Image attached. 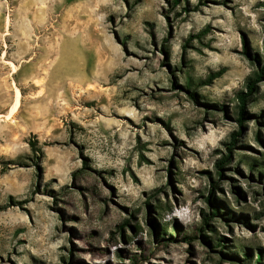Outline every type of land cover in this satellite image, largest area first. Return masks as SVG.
Masks as SVG:
<instances>
[{
	"label": "rangeland",
	"instance_id": "1",
	"mask_svg": "<svg viewBox=\"0 0 264 264\" xmlns=\"http://www.w3.org/2000/svg\"><path fill=\"white\" fill-rule=\"evenodd\" d=\"M263 64L264 0H0V264H264Z\"/></svg>",
	"mask_w": 264,
	"mask_h": 264
},
{
	"label": "trees",
	"instance_id": "2",
	"mask_svg": "<svg viewBox=\"0 0 264 264\" xmlns=\"http://www.w3.org/2000/svg\"><path fill=\"white\" fill-rule=\"evenodd\" d=\"M221 73H217L216 75H214L212 78H216L220 75ZM263 74H264V64L263 66L259 69L256 77L252 80H249L246 84V92L245 93H242V94H239L237 99H238V102H239V106H238V116H237V122L241 125L242 122H243V119H244V114H245V102L248 98V96H250V94H252V92L255 91L256 89V85L258 82H260L263 78ZM192 96L194 97V94L191 93ZM238 137V133H236V135L234 136V138L232 139V141L230 142V144L233 146V144L235 143L236 141V138ZM30 145L32 148H34V144L33 142H30ZM228 149H231V146H228L227 147ZM223 160L217 164V168L219 170L222 169V166H223ZM252 167V166H251ZM237 193L240 195V193L237 191ZM210 197H211V191L209 192V196L206 198V201L208 202V204L211 206V210H212V214H217L218 210L219 209H222L224 208L222 206V204H217V203H211V200H210ZM204 224L207 225V220L205 219L204 220ZM206 242H208L206 240ZM219 243V241H218ZM222 244V243H221ZM248 256V255H247Z\"/></svg>",
	"mask_w": 264,
	"mask_h": 264
},
{
	"label": "clouds",
	"instance_id": "3",
	"mask_svg": "<svg viewBox=\"0 0 264 264\" xmlns=\"http://www.w3.org/2000/svg\"><path fill=\"white\" fill-rule=\"evenodd\" d=\"M175 215L178 216L179 219L184 223H188L191 220V213L190 210L187 208L183 209L181 212L175 213Z\"/></svg>",
	"mask_w": 264,
	"mask_h": 264
},
{
	"label": "bare ground",
	"instance_id": "4",
	"mask_svg": "<svg viewBox=\"0 0 264 264\" xmlns=\"http://www.w3.org/2000/svg\"><path fill=\"white\" fill-rule=\"evenodd\" d=\"M13 67H14V65H13ZM17 105H18V102L16 101L14 106L12 107L11 111H14L17 108Z\"/></svg>",
	"mask_w": 264,
	"mask_h": 264
}]
</instances>
